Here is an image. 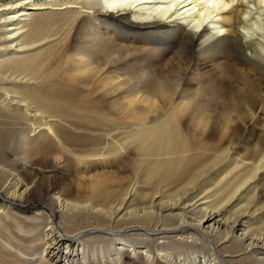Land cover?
<instances>
[{
	"label": "bare ground",
	"instance_id": "bare-ground-1",
	"mask_svg": "<svg viewBox=\"0 0 264 264\" xmlns=\"http://www.w3.org/2000/svg\"><path fill=\"white\" fill-rule=\"evenodd\" d=\"M235 2L0 0V264H97L99 260L102 264L106 260L108 264H126L128 260L155 264V259L163 264H264V223L254 226L264 217L263 164L244 161L225 172L229 161L205 141L190 140L177 121L189 114L192 122L199 123L201 111L192 106L173 110V95L166 85L167 79H186L199 61L225 54L228 70L243 65L264 78V32L247 33V39L234 26L244 19L250 23L264 18V0H252V6L239 5L241 9L234 8ZM88 11L90 18L102 17L129 31L174 35L184 41L168 58L166 69L147 73L150 83L165 84L157 87L154 96L163 104V115L142 128L116 127L112 133L117 143L107 142L116 153L123 149L136 153V160L128 166L133 177L126 180L124 194L113 196L109 190L113 181L103 179L93 186L92 198L84 203L67 199L60 188H51L49 181L34 172L36 160L47 159L52 151L64 152L71 141L67 140L73 133L68 115L58 114L69 112L61 101L71 96L63 90L69 86L64 79L68 76L66 66L85 51L94 53L100 71L89 69L91 60L85 62L74 73L83 78L114 71L129 64L130 57H140L137 48L129 45L112 47L108 43L105 50H87L86 45L95 42L85 38L79 46L53 48L58 36L48 33L53 32L56 21L68 26L73 16L87 17ZM101 26L105 27L74 29L77 34H102ZM130 50L135 51L133 55ZM217 68L218 78L213 76L207 89L192 100L204 98L211 116L221 119L234 92L231 85H225V72H217ZM61 80L65 81L61 86L55 85L58 96L50 100L51 86ZM243 92L251 93L250 86ZM238 99L236 106L242 105ZM147 100V113L155 112ZM131 111L129 116L144 120L143 113ZM78 127L75 125L76 130ZM218 132L219 124H210L206 136L218 138ZM87 134L79 136L84 141L80 145L106 151L104 144H99L103 134L93 129ZM120 140L123 142L118 144ZM206 185L210 188L205 189ZM49 194H54L57 206L48 204ZM255 197L261 200L255 202ZM23 200L41 204L36 215L27 217L15 211L12 205ZM128 231H136V235ZM151 235L163 242L149 239Z\"/></svg>",
	"mask_w": 264,
	"mask_h": 264
},
{
	"label": "rangeland",
	"instance_id": "rangeland-1",
	"mask_svg": "<svg viewBox=\"0 0 264 264\" xmlns=\"http://www.w3.org/2000/svg\"><path fill=\"white\" fill-rule=\"evenodd\" d=\"M243 1L244 0H236L234 8H238L239 5L241 6L245 4L252 6L253 4L250 3L252 0H245L246 2ZM241 8L242 7H239L238 9ZM88 12L89 14L86 13L87 17L84 16L77 18L73 16L71 18V20L73 19L72 22L70 20L68 23L69 27L67 25L61 26L60 21L55 20L57 24H55L53 32L50 31L48 33H52L50 35L56 34L58 36L57 38L54 37V39H56V43H53V48H65L68 45L77 46L78 44H81V41H83L82 38H85L87 40H94V45L98 43L104 45L102 47L100 44H98L96 45V48L94 45L88 44L86 45L87 50H105L108 48V43L112 47L113 45L116 46L115 44H118L119 46L122 45L123 47H128L129 45L133 49H139H136L135 51L140 52V57L138 59H134L133 56L132 58L130 57V60H128L129 64L126 66L121 65L114 71L110 70L111 73L108 72L99 76L85 75L83 78L79 76L77 77V75L75 76L74 73L76 72V69L81 68L85 62H89L91 60L90 62H92V64H90L89 69L100 71V68L98 67L99 64L97 62L98 60L95 59L96 55L94 53L85 51L81 56L74 57V60H71V62L69 61L70 63L66 66V73L68 76H65L64 79L67 78L66 84L69 86L64 87L63 90H65L67 93H70L71 96H69L68 100L67 98L63 99L65 102H63V100L61 101L63 108H65V110H69V112H58V114L61 115L62 113V115H68L67 117L70 120L69 123H71H68V128L73 133L70 138H67V140L71 141L68 145L64 146V148H67L64 149V152L57 153L54 151L55 153H53L52 151L47 159L45 158L44 160H36L33 163L35 168L34 172H36L38 175L40 174L39 176H42L41 178H45L47 181H49L51 188H60V190L64 193V197L67 199H71V201L72 199L75 201L84 200V203H87V200L92 198V193L95 189H93V186L103 179H111L113 181L114 185L109 189L110 191H113V196L119 198L124 194L126 182L133 177L130 175L128 166L133 163L134 160H136V153L133 152L132 149H123L124 151L121 150L120 153L111 151L108 143L114 142L112 130H114L116 127L125 129L126 126H130L132 128H142L144 125H149L151 119H156L163 115V104L157 97L154 96L158 95L155 92L157 87L159 85L165 86V84L150 83L148 81L150 78L147 77V73H159L162 71V69H166L165 66L166 62H168V58L170 59V57H172V55H174L176 51L179 50V47L184 41V38L179 39V37H174V35L169 37L158 33H139L135 31H129L117 23L112 24L108 19H103L102 17L97 18V20L90 18V16H88L90 15V11ZM224 16L226 17L229 15L226 14ZM244 20L245 21H242L240 26H245V28H239L240 26L236 24H234V26L235 29L238 28L243 33L242 35L247 39H249L253 33L264 32L263 17H257L250 23H248L246 19ZM101 24L105 25V27L101 26L99 28L101 30L99 31L102 32V34H77L76 30L74 29L76 28L81 30L84 27L90 26L91 28H94V26L99 27ZM58 25L60 28L57 27ZM64 29H66V31H63ZM225 29L228 30L229 28L225 27ZM69 30L72 31L70 32ZM57 32H59V34H57ZM67 32H70L69 36ZM247 33L250 36L247 35ZM69 38H71L72 42ZM65 40L68 42L65 43ZM45 46L48 47L49 45L47 46L46 44ZM45 46L44 49L46 48ZM141 49H143V51ZM133 51L130 50L131 55H133ZM141 57L143 59H141ZM152 57H154V59ZM228 63L229 60L226 54L225 56L210 57L209 59L199 61L196 65L197 67H194V72H189L187 78L183 79L184 81L181 79H176L174 81L167 79L166 82L168 83H166V85L170 87L171 93L173 95L171 100L172 108L173 110H176L178 108L192 106L198 108L201 111L198 118L200 124L198 122H192L189 118V114L183 118L184 120L178 117L177 121L183 127L182 131L188 136L190 140L205 141L207 143V147H213L217 149V154L223 158H226L225 161H229L230 166H228L229 168L227 167L225 172H228L229 169H233L237 164H241L244 161L255 162V164H259V166L263 164L264 166V78L262 75H258L256 71L252 69L248 70L250 68L243 65H238V67L232 66L231 69L228 70ZM215 67H218L217 72H225V85H227V87L231 85L230 88L234 92V96L230 98L229 102L227 101L229 105L225 110V115L221 119H216L211 116L212 114L208 112V107L204 98L196 102H193L192 100L200 92L207 89L208 84H211V79L213 76L218 78V73H216L214 70ZM244 69L245 71L247 70L245 73ZM251 71L254 73L252 72V74ZM241 72H243L245 75ZM108 77H110V79ZM64 82V80H61L55 81L53 83L51 86V94L49 96L50 100L55 99L59 94V89L55 85L61 86ZM248 86H250L251 93L247 94L244 93L243 90ZM130 88L131 91L125 93L126 91H129ZM237 98L241 99L240 102L242 105H235ZM147 99L151 100L152 107L155 112L147 113ZM132 109H136L138 112L143 113L144 120L137 121V119H134L133 116H129L128 114H130ZM70 110H72L71 113ZM217 123L219 124L218 138L207 137L206 134H208L209 125H216ZM77 124H79L80 127H78L79 129L76 130L75 125ZM92 129L100 134H103L101 137L102 140L99 142V144H104L103 146H105L106 151H98L97 146L95 148H90L80 145L81 142H84L82 141L83 138L80 137H87V133ZM25 133L27 134V132ZM122 142L123 140H120L118 144H121ZM115 143L117 142L112 143V145H115ZM115 153L120 157L118 162H115ZM223 174H221L219 178H221ZM115 176L117 178H115ZM22 179L25 182L27 181L25 176H23ZM117 180L121 181L115 185L114 182H117ZM208 188H210L209 185H206L205 189ZM67 192H69V194H67ZM256 197L255 202H259L261 199L259 198V200H257ZM36 198L38 199L39 197ZM55 200L54 194H49L47 196V202L50 206H57V201ZM1 202L2 199L0 198V204L2 205L3 202ZM12 206H14V209L17 211V213H21L20 215L32 217L40 210L41 204L36 200H23ZM261 219H263V221L258 223V225L254 224V226L262 225V223H264V217ZM128 232L129 234L136 235V231ZM157 238H159L157 235H151V238L149 237V239ZM143 239L147 240L145 236H143ZM157 240L158 242H163V239ZM101 261L102 260H99L97 264H102ZM107 261L108 260H106L103 264H108ZM126 264L135 263L133 260H128ZM155 264L163 263L160 262L159 259H155Z\"/></svg>",
	"mask_w": 264,
	"mask_h": 264
}]
</instances>
